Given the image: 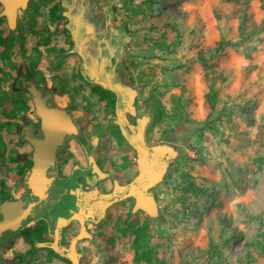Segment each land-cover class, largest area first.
I'll return each mask as SVG.
<instances>
[{"label": "rangeland", "instance_id": "obj_1", "mask_svg": "<svg viewBox=\"0 0 264 264\" xmlns=\"http://www.w3.org/2000/svg\"><path fill=\"white\" fill-rule=\"evenodd\" d=\"M63 1L29 0L13 26L0 18L2 35L14 38L10 58H0L8 73L0 123H12L0 128V187L22 190L18 168L32 148L19 128L38 123L19 80L34 65L45 78H32L36 86L69 110L87 141L100 142L93 151L112 167L135 158L126 136L168 155L152 210L116 207L91 227L81 264H264V0H91L100 15L84 14L92 16L84 22ZM56 2L64 17L51 22ZM220 40L238 44L214 54ZM98 80L121 92L115 113L91 93ZM128 104L135 130L124 127ZM68 146L76 149L73 138ZM66 161L68 169L71 154ZM117 222L146 228L139 254L149 261L134 260L133 235ZM10 246L7 257L25 249L18 239Z\"/></svg>", "mask_w": 264, "mask_h": 264}, {"label": "flooded vegetation", "instance_id": "obj_2", "mask_svg": "<svg viewBox=\"0 0 264 264\" xmlns=\"http://www.w3.org/2000/svg\"><path fill=\"white\" fill-rule=\"evenodd\" d=\"M0 6H2L1 13L3 5L0 3ZM0 18L7 21L5 16L0 15ZM26 79L32 78L29 74L21 77L19 85L23 86ZM42 92L44 91L42 90ZM118 94L120 95L121 92ZM133 119H135V123L132 122ZM73 120L77 125L78 132L65 137L64 143L57 148L53 164L47 170V176L50 179L46 190L47 197L31 208L18 228H8L0 234V244L3 245L0 256L8 263L72 264L69 254L73 252L77 258V264H81L85 241L90 239L95 232L91 227L97 228L102 219L111 215L112 211L117 210L116 207H119V211L123 214L131 213L133 209L145 212L142 209L135 208V199L132 195H124L129 192L130 187L151 194L154 197V204L158 199L156 187L161 179H158L149 187L147 185L154 178V174L161 173L160 176L165 175L168 166L167 154H161L159 151L154 154V151L140 139H137L139 140L138 143L134 144L126 136L128 143L135 151V158L133 161L125 159L126 161L123 160L119 167H112L110 162L108 163L105 158L98 157L93 151L100 142L94 141V137L87 141L81 133L77 121L74 118ZM123 120L125 122L124 127L134 130L137 128L138 123L135 114L131 113L130 110H128L126 119ZM35 123L33 122L34 133L37 136H42L38 117V125ZM22 126L19 128V132ZM72 138L76 145L74 150L68 146V141ZM31 148L30 152L23 154V162L18 168L23 184L22 190L19 192L20 195H11L0 187V200L22 199L25 201L23 208L26 207L28 202L34 200V196L27 191V187L23 182L24 173L32 165V161L28 158V155L33 151L32 145ZM68 154H71V161L67 169L65 155ZM27 161H30V165L26 167L25 163ZM94 166L99 172L94 170ZM49 197L50 202L48 201ZM45 202L47 204L43 210L41 206ZM74 215H77L78 218H74ZM59 218L70 219L64 225L55 227ZM1 219L2 214H0ZM55 228H57L56 232ZM27 229L39 235L43 240H35L33 244L28 243L23 236ZM79 234H82V236L74 242V246L71 248L72 240ZM15 239L20 240L25 245V249L24 251L11 250L10 257H7L6 254ZM24 254L26 255L24 256Z\"/></svg>", "mask_w": 264, "mask_h": 264}, {"label": "water", "instance_id": "obj_3", "mask_svg": "<svg viewBox=\"0 0 264 264\" xmlns=\"http://www.w3.org/2000/svg\"><path fill=\"white\" fill-rule=\"evenodd\" d=\"M27 1L28 0H0V3L3 5V10L0 15L5 16L8 24L13 26L16 22L17 10L19 8H24ZM98 84L104 87L107 86L106 83L101 80H98ZM23 86L32 96L34 112L40 120V132L42 135L37 136L34 133V125L31 120L24 121L20 134L24 140L32 145L33 151L28 155V158L32 161V165L24 173L23 182L27 187V191L34 196V200L28 202L25 208H23L25 201L22 199L0 200V214H2V219L0 220V234L8 228H18L21 221L27 217L31 208L47 197L46 190L50 182L47 176V170L55 160L57 148L64 143L67 135L76 134L78 132L77 125L69 111L51 102L52 94L50 92L43 94L42 90L36 86L32 79L24 80ZM116 90L119 91L118 89ZM128 106L130 107V112L133 113V107L130 104H128ZM94 170L99 172L96 167ZM160 174L161 173L154 174V178L149 181L147 187L154 184L160 178ZM124 195H132L135 199V208L142 209L145 212L151 211L154 206V197L141 190H134L130 187L129 192ZM73 217L78 218L77 215ZM69 219L70 218H59L55 227L64 225ZM56 231L57 228H55V232ZM81 236L82 234H79L72 240L71 248H73L74 242ZM2 248L3 245L0 244V254ZM69 258L72 264H77V258L73 252L69 254ZM0 264L12 263L4 261L0 256Z\"/></svg>", "mask_w": 264, "mask_h": 264}, {"label": "trees", "instance_id": "obj_4", "mask_svg": "<svg viewBox=\"0 0 264 264\" xmlns=\"http://www.w3.org/2000/svg\"><path fill=\"white\" fill-rule=\"evenodd\" d=\"M264 6V5H263ZM61 3L59 2H56L55 4H53L50 9H49V16H50V21L51 22H57L59 21L60 19H62L64 16L61 12ZM126 26H124V29L126 30ZM238 44V42H232L230 40H220L216 46L213 48V53L216 54V53H219L222 51V49L224 47H227V46H236ZM14 45V38L13 36H3L2 35V30L0 29V46L3 47V50L0 52V58L5 61V60H8L10 58V53H9V50L10 48ZM156 46H159L160 43L157 42L155 43ZM55 50V49H54ZM59 52H63L62 49H59ZM200 61H205L204 57H201V60ZM1 75L4 76V77H7L8 76V73L3 71L1 68H0V78H1ZM80 75V73H79ZM30 77L31 78H34V77H37L40 82L42 83H45V78L43 77V74L40 70H36L34 65L31 66V69H30ZM50 92V91H48ZM64 93V92H63ZM91 93L95 94L99 100H106L107 102V106L110 108L111 112L112 113H115L116 111V103H117V95H118V92L115 88L113 87H109V86H102V85H99V84H94L92 85L91 87ZM23 112L26 111L28 109V106L24 103L23 105ZM22 108V107H21ZM18 111H20V107H17ZM133 123H135V119H133L132 121ZM12 123H9V122H6V123H0V128L3 127V126H7L9 127ZM115 135L117 136V138L121 141L122 139H125V136L123 135V132H122V129L117 126L116 130L114 131ZM4 149H5V146L2 142H0V156L3 155L4 153ZM197 162H199L200 164L203 163V159L201 158H197L195 159ZM30 165V161H27L25 163V166H29ZM119 221V220H118ZM117 229L120 231V233L122 235H126L127 232H129L130 234L133 235V240H132V248L134 249V260L135 261H139L141 259H145L147 261H149V255H146L145 254H139V250L141 249L142 247V242L145 240L146 238V233H147V230L144 226H141V227H131V228H128V227H124V226H120V222H117ZM24 235V238L25 240L30 243V244H33V242L35 240H43V238H41L39 235H36L34 232L30 231V230H26V232L23 233Z\"/></svg>", "mask_w": 264, "mask_h": 264}, {"label": "crops", "instance_id": "obj_5", "mask_svg": "<svg viewBox=\"0 0 264 264\" xmlns=\"http://www.w3.org/2000/svg\"><path fill=\"white\" fill-rule=\"evenodd\" d=\"M63 2H64V4H67L69 6V8H71V7L78 8V10L75 11L76 12V15H73L72 16V18L74 20L77 18L81 22H84V20H89L92 17L91 16L88 19H85L83 17L84 14L85 15H87V14L94 15V13H98L97 8H96L97 5L93 1H91V0H66V1H63ZM98 14L100 15V13H98ZM93 22H95L94 19L90 21V24L92 25ZM90 24H88V25L85 24L86 26L84 27L85 28V30H83L84 32H87V29H89V28L91 29L92 28L90 26ZM88 70H91L92 71L93 69H92V67H89Z\"/></svg>", "mask_w": 264, "mask_h": 264}]
</instances>
